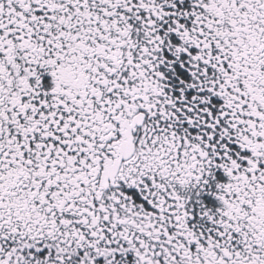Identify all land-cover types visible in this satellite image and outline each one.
I'll list each match as a JSON object with an SVG mask.
<instances>
[{"label":"snow or ice","instance_id":"6c2138e0","mask_svg":"<svg viewBox=\"0 0 264 264\" xmlns=\"http://www.w3.org/2000/svg\"><path fill=\"white\" fill-rule=\"evenodd\" d=\"M0 264H264V0H0Z\"/></svg>","mask_w":264,"mask_h":264}]
</instances>
